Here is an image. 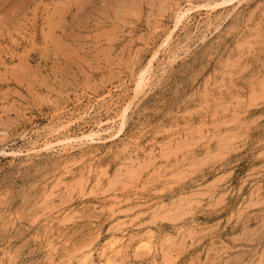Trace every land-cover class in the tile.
<instances>
[{
	"label": "rangeland",
	"instance_id": "rangeland-1",
	"mask_svg": "<svg viewBox=\"0 0 264 264\" xmlns=\"http://www.w3.org/2000/svg\"><path fill=\"white\" fill-rule=\"evenodd\" d=\"M0 264H264V0H0Z\"/></svg>",
	"mask_w": 264,
	"mask_h": 264
},
{
	"label": "bare ground",
	"instance_id": "bare-ground-1",
	"mask_svg": "<svg viewBox=\"0 0 264 264\" xmlns=\"http://www.w3.org/2000/svg\"><path fill=\"white\" fill-rule=\"evenodd\" d=\"M186 11H183V12H181L178 16H177V24H179L180 22H181V19L183 18V16L185 15L186 16ZM179 22V23H178ZM168 46V45H167ZM157 52V51H156ZM153 59V58H152ZM144 70V69H143ZM141 71V70H140ZM146 69H145V71H141L142 73L141 74H139L140 75V78H139V80H136L137 82V84L135 85V93H139L141 90L143 91V89H144V87L146 86V81H145V73H146ZM134 92V91H133ZM134 95V94H133ZM135 96V95H134ZM136 97V96H135ZM92 135V133L91 134H89V136H91ZM117 237H119V236H117ZM115 239H116V237H114ZM140 238V237H139ZM142 239H143V237H142ZM136 240V239H135ZM145 240V239H144ZM113 243H112V245H116L117 243H118V240L116 239V240H114L113 239V241H112ZM140 242V241H139ZM110 243V242H109ZM108 246V245H107ZM101 247V246H100ZM110 248V247H109ZM94 250V249H93ZM102 251V250H101ZM119 254V253H118ZM90 256L92 255V251H91V254H89ZM110 256V255H109ZM112 256V255H111ZM84 258V257H83ZM112 259V257H110V258H106V260H107V262L108 261H112L111 260ZM73 260V259H72ZM115 260V259H114ZM113 260V261H114ZM81 261V260H80ZM79 261V262H80ZM85 262V261H84ZM97 262V261H96ZM74 263V262H73ZM83 263V262H82Z\"/></svg>",
	"mask_w": 264,
	"mask_h": 264
}]
</instances>
